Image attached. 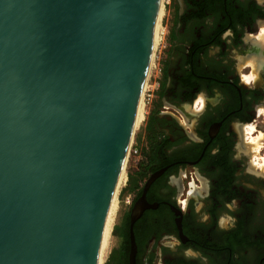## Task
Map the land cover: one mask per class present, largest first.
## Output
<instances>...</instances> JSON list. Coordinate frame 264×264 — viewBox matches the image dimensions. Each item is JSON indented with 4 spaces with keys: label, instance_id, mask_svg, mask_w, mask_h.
I'll list each match as a JSON object with an SVG mask.
<instances>
[{
    "label": "water",
    "instance_id": "water-1",
    "mask_svg": "<svg viewBox=\"0 0 264 264\" xmlns=\"http://www.w3.org/2000/svg\"><path fill=\"white\" fill-rule=\"evenodd\" d=\"M159 5L0 0V264H98Z\"/></svg>",
    "mask_w": 264,
    "mask_h": 264
},
{
    "label": "flooded vegetation",
    "instance_id": "flooded-vegetation-1",
    "mask_svg": "<svg viewBox=\"0 0 264 264\" xmlns=\"http://www.w3.org/2000/svg\"><path fill=\"white\" fill-rule=\"evenodd\" d=\"M176 8L174 57L164 68L163 109L149 121V173L128 214L129 245L132 209L159 173L146 190L158 206L133 225L136 264H154L156 254L162 264H264V177L248 168L245 147L264 109V49L256 37L264 3L177 0ZM201 94L204 109L194 113ZM228 216L234 226L221 228Z\"/></svg>",
    "mask_w": 264,
    "mask_h": 264
},
{
    "label": "rangeland",
    "instance_id": "rangeland-1",
    "mask_svg": "<svg viewBox=\"0 0 264 264\" xmlns=\"http://www.w3.org/2000/svg\"><path fill=\"white\" fill-rule=\"evenodd\" d=\"M163 3V37L161 42L157 45L154 53L155 56L153 57V64L147 76V83L143 98V108L145 111L144 119L140 123V126L137 127V130H135L133 140L129 148L125 165L127 181L118 193L119 206L112 231V245L110 247L105 264H129L130 245L127 225L128 214L134 204L135 195L139 188L142 187L145 180L142 179L138 181L139 173H145L144 178L147 177L149 173L147 170V164L149 162V158L151 157L150 143L148 140V135L150 134L149 121L154 114L163 109L160 91L164 68L165 65L174 57V44L172 43V39L169 38V34L176 22L177 0H163ZM263 28L264 24L261 26V29ZM261 31L262 30H260V32ZM247 63L251 66L249 68L251 70V75L254 77L257 75V78H260L261 76H259V73L256 72L254 74L255 71L253 68V62H250L249 60ZM251 126L254 127V129L251 132L248 129V133H245V137L247 139V144H245V147L247 152L248 168L264 177V174L261 172L262 167L260 166V164L264 163V109L262 110L261 115L257 118V121L251 124L250 127ZM260 133L262 136L258 139L259 148L258 150H255L254 147L250 145V142ZM193 189L194 188L192 186L190 190ZM261 189L264 192V187H261ZM195 203L197 209H200L201 203L199 201H196ZM203 216L205 217L204 212ZM155 256L156 262L154 264H162L159 258L157 259V257H159L158 254Z\"/></svg>",
    "mask_w": 264,
    "mask_h": 264
},
{
    "label": "bare ground",
    "instance_id": "bare-ground-1",
    "mask_svg": "<svg viewBox=\"0 0 264 264\" xmlns=\"http://www.w3.org/2000/svg\"><path fill=\"white\" fill-rule=\"evenodd\" d=\"M164 16V3L163 0H160V5H159V9H158V13H157V19H156V23H155V27H154V34H153V46H152V53H151V60H150V64H149V68H148V72H147V76L150 72V69L152 67L153 64V57L155 56V50L157 48V45L161 42L162 39V35H163V30H164V25L162 26V18ZM264 29V28H263ZM262 30V29H261ZM257 41L260 43V46L264 48V31H261L257 36ZM264 51V50H263ZM260 58H264V56H258V60L260 61ZM251 62V60H250ZM257 62V61H256ZM263 62L259 63V66L262 65ZM254 74L257 72L256 69H258V65L254 64ZM146 83H147V78L145 80V83L143 85V89L140 95V99H139V104L137 107V113H136V117H135V124H134V130H137V127L140 126V123L142 122V120L144 119V108H143V101H144V91L146 88ZM254 129V127H250L249 130L250 132ZM262 136V134L260 133L256 138H253L250 142V145H252V147H254L255 150H258L259 148V144H258V139ZM127 161V159H126ZM126 165V162H125ZM125 165L124 168L121 172V174L119 175V178L117 180V184L115 187V191L113 194V197L111 199V203L107 212V216L105 219V223H104V227H103V232H102V238H101V245H100V249H99V256H98V264H105L107 256L109 254L110 251V247L112 245V231H113V226H114V222L116 221V217H117V211H118V193L120 191V189L126 184L127 181V175H126V171H125ZM261 167H264V163L260 164Z\"/></svg>",
    "mask_w": 264,
    "mask_h": 264
},
{
    "label": "clouds",
    "instance_id": "clouds-1",
    "mask_svg": "<svg viewBox=\"0 0 264 264\" xmlns=\"http://www.w3.org/2000/svg\"><path fill=\"white\" fill-rule=\"evenodd\" d=\"M259 2L261 3H264V0H259ZM262 31H264V29H262ZM244 82L245 83H248V84H251V83H254V81H249L248 79H246V77L244 78ZM204 106H205V98H204V95L201 94L197 97V100L194 102V105L192 106V111L194 113H201L204 109ZM181 123H184V121H181ZM261 172L262 174H264V167L261 168ZM235 203V202H233ZM229 207L231 208L232 206L229 205ZM234 223H235V219L233 217H221L220 219V227L221 228H225V227H228V226H234Z\"/></svg>",
    "mask_w": 264,
    "mask_h": 264
},
{
    "label": "trees",
    "instance_id": "trees-1",
    "mask_svg": "<svg viewBox=\"0 0 264 264\" xmlns=\"http://www.w3.org/2000/svg\"><path fill=\"white\" fill-rule=\"evenodd\" d=\"M130 176H131V175H130ZM144 176H145V173H142V172L139 173V179H138V181L144 179ZM131 177H132V176H131ZM131 177H130V178H131ZM127 225H128V224H127ZM126 264H127V263H126Z\"/></svg>",
    "mask_w": 264,
    "mask_h": 264
},
{
    "label": "snow or ice",
    "instance_id": "snow-or-ice-1",
    "mask_svg": "<svg viewBox=\"0 0 264 264\" xmlns=\"http://www.w3.org/2000/svg\"><path fill=\"white\" fill-rule=\"evenodd\" d=\"M246 79H249V81H250V78H246Z\"/></svg>",
    "mask_w": 264,
    "mask_h": 264
}]
</instances>
